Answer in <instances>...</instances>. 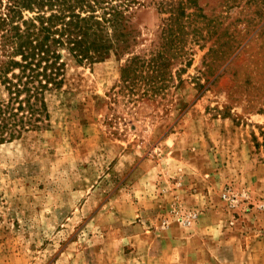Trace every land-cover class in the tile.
Masks as SVG:
<instances>
[{"label": "rangeland", "instance_id": "obj_1", "mask_svg": "<svg viewBox=\"0 0 264 264\" xmlns=\"http://www.w3.org/2000/svg\"><path fill=\"white\" fill-rule=\"evenodd\" d=\"M187 5L163 80L80 67L0 144V264H264V0ZM134 15L149 57L162 16Z\"/></svg>", "mask_w": 264, "mask_h": 264}, {"label": "trees", "instance_id": "obj_2", "mask_svg": "<svg viewBox=\"0 0 264 264\" xmlns=\"http://www.w3.org/2000/svg\"><path fill=\"white\" fill-rule=\"evenodd\" d=\"M188 1L0 0V144L49 126L48 95L61 92L80 67L127 57L123 84L131 85L138 72L163 80L167 54L182 49L184 18L195 15ZM151 6L162 16V43L149 57L135 55L132 19ZM170 37L175 42L168 46Z\"/></svg>", "mask_w": 264, "mask_h": 264}]
</instances>
